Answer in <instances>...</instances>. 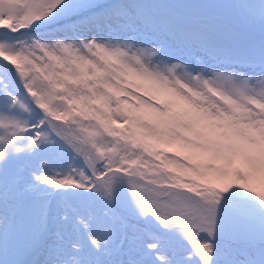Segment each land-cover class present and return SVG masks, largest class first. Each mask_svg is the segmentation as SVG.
<instances>
[{"label": "snow or ice", "instance_id": "snow-or-ice-1", "mask_svg": "<svg viewBox=\"0 0 264 264\" xmlns=\"http://www.w3.org/2000/svg\"><path fill=\"white\" fill-rule=\"evenodd\" d=\"M0 264H264V0H0Z\"/></svg>", "mask_w": 264, "mask_h": 264}]
</instances>
